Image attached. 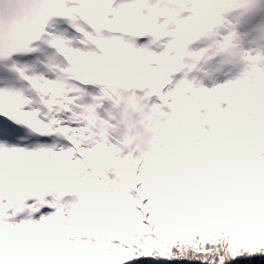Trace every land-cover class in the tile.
<instances>
[{"label": "snow or ice", "instance_id": "6c2138e0", "mask_svg": "<svg viewBox=\"0 0 264 264\" xmlns=\"http://www.w3.org/2000/svg\"><path fill=\"white\" fill-rule=\"evenodd\" d=\"M0 264H264V0H0Z\"/></svg>", "mask_w": 264, "mask_h": 264}]
</instances>
